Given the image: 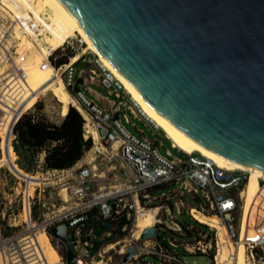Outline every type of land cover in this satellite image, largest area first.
<instances>
[{
	"label": "built area",
	"instance_id": "obj_1",
	"mask_svg": "<svg viewBox=\"0 0 264 264\" xmlns=\"http://www.w3.org/2000/svg\"><path fill=\"white\" fill-rule=\"evenodd\" d=\"M3 2L11 7L2 11ZM19 5L18 1L14 3L12 0H0V144L6 150H12L15 122L22 114L31 113L34 107V104L27 110L21 107L28 94L25 85L28 51H19V37L29 41L38 39V30H42V25L31 14L24 13ZM11 8L17 14L12 13L9 10ZM39 18L49 23L41 16ZM13 27L16 28L18 37H15ZM69 41L66 40L58 49L69 45ZM77 44L82 48L80 39ZM53 54L54 51L47 48L42 53L37 68L40 71L50 68L53 79L58 78L68 94V105L76 111V106L79 107L80 112H77L83 121L82 139L90 140V146L75 164L63 170L42 169L41 173L34 175L21 173L17 170L15 156L6 165L10 174L18 180L25 227L6 236L0 234V264H46L37 255V232L44 235L58 255L57 262L53 264H65L63 244L50 234V230L59 225H64L65 238L73 254L74 264H88L99 245L109 238L107 229L111 224H119L120 231L123 232L128 226L134 228L138 211L157 209L146 206L153 202L155 194L152 190L163 186L166 189L172 187L171 190L177 192L179 198H183V192L189 197L193 195L197 198V208L185 207L187 216L191 210H195L216 218L223 232L222 236L220 230L205 225L206 231H200L198 238L192 235V243H185L182 248L189 254L213 253L212 263L221 264L217 260V254L221 246L225 247L224 241L227 240L231 247L239 242L242 215L240 193L248 173L219 168L197 153H180L181 157L172 156L168 150L161 153L160 144L145 138L140 130H134L129 116L136 121L141 118L154 129L157 128L131 101L134 111L121 104L123 99L120 96V85L94 55L91 56L92 61H87L91 67L86 68L83 74L104 90L107 98L117 100L116 104L113 100L106 99L108 106L105 107L91 100L82 88L75 85L76 77H80L79 71L76 73L75 62L72 63L68 57L66 63L55 65ZM84 55L86 54H79L77 59L83 62ZM120 107L126 110L121 111ZM6 116L9 122L4 126L2 119ZM125 125H129L134 133ZM170 148L175 149L171 144ZM257 186L262 192L260 216L256 215L258 222L251 228L252 238L248 240L244 237L242 241L245 256L251 260L254 257L264 258V178L257 179ZM53 188H59L58 192L52 191ZM36 203L37 213L34 216L32 209ZM236 209L239 211L238 218L234 216ZM182 213L175 206L171 216L168 215L175 220L176 215ZM156 216L157 212L151 226L154 228L153 236L147 241H154L153 244L158 249L156 255L181 263L177 257L166 254L167 248L165 254L162 252L159 246L162 241L165 240L170 246L172 244L166 237L159 238L161 233L155 226L160 223L155 219ZM173 226L176 231L182 229L178 222ZM191 227L195 228L193 225L185 226L184 230L188 231ZM139 235L133 240L138 241ZM61 249L63 255L60 254ZM134 249L137 254L132 259L139 255L137 248ZM225 251V259L230 264L232 254ZM257 254L260 256L257 257Z\"/></svg>",
	"mask_w": 264,
	"mask_h": 264
},
{
	"label": "water",
	"instance_id": "obj_2",
	"mask_svg": "<svg viewBox=\"0 0 264 264\" xmlns=\"http://www.w3.org/2000/svg\"><path fill=\"white\" fill-rule=\"evenodd\" d=\"M57 1L157 114L203 148L264 171V0ZM64 230L50 234L74 264ZM136 254L129 246L121 263Z\"/></svg>",
	"mask_w": 264,
	"mask_h": 264
},
{
	"label": "rangeland",
	"instance_id": "obj_3",
	"mask_svg": "<svg viewBox=\"0 0 264 264\" xmlns=\"http://www.w3.org/2000/svg\"><path fill=\"white\" fill-rule=\"evenodd\" d=\"M30 3L35 7V4L33 1L30 0ZM44 19H48L49 16L47 14H44L42 12L39 13ZM79 38L75 36V38H72L69 41V45L64 46L61 49H58L54 52L53 56L55 58V62L60 58H68L73 57L76 54H80V50H83L84 45H82V48H80L77 44V40ZM81 42V40H80ZM82 43V42H81ZM86 46V45H85ZM86 48H88L86 46ZM86 55H84L83 62L80 61V65L75 66L76 73L79 71L78 74H80V77H76L75 85L80 86L82 88V83L84 81L82 79L87 80L86 74H83L86 71V68H90L91 65L87 61H92V53H90L88 50L85 52ZM78 60V59H77ZM32 68V67H31ZM33 69V68H32ZM35 74V77L32 79H29L25 81V85L28 88V94L25 96L26 101L23 102V105L25 106L26 110L30 108L31 105L34 104L33 110L30 114H33L34 116H44L47 115L49 117L55 118L58 122L60 121V117L62 118L67 111V108L70 106L60 107V104L58 103V100L56 99L55 95L60 96L64 98V96L53 93L47 89H45L42 86V79H47L44 74L39 72L38 70ZM89 81V80H88ZM56 83H60L56 82ZM94 83V82H93ZM92 90L98 91L102 96H106V92L102 89H97L95 87H91ZM47 90V91H44ZM44 91V92H43ZM43 92V93H42ZM42 93V95H40ZM55 94V95H54ZM65 95V94H64ZM122 96L121 104H124L125 108L127 106L131 107V100L127 96V94L122 91L120 94ZM107 97V96H106ZM114 101V104L117 103V100H114L112 98H107ZM131 101V102H130ZM37 105H41V110L38 111L36 109ZM72 108V107H71ZM124 107H120V110L123 111ZM132 111L134 109L131 107ZM75 110V109H74ZM126 110V109H124ZM76 111V110H75ZM77 112V111H76ZM128 114V111H126ZM79 114V113H78ZM138 117V115H137ZM139 118V117H138ZM141 120V118H139ZM130 123L133 124L134 130H140L145 138H147L150 141L157 142L159 145V149L161 153L164 152V150H168L172 156L175 157H181V154H179L177 151H174L169 148L170 144L172 143L176 146V144L173 142V140L169 137L168 134H165L161 131V129H156L153 131V135L149 134V132L141 126L140 123H137L134 119L129 116ZM8 117H5L2 120L3 125L5 126L8 123ZM57 122V123H58ZM144 124V123H143ZM146 124V123H145ZM125 127L133 132V130L130 128L129 125H125ZM3 129V127L1 128ZM82 130V128H81ZM138 132V131H137ZM134 133V132H133ZM140 134V133H139ZM167 139L168 142L165 140ZM172 142V143H171ZM175 149H177L175 147ZM178 150V149H177ZM179 151V150H178ZM181 152V151H180ZM185 154V153H184ZM15 156V155H14ZM12 154L9 152H4L1 157L0 153V234L2 236H6L10 233L19 232L22 229H24L25 224L23 222V216L21 214V205H20V194H19V185L18 180L14 178L10 172L7 170L6 162L8 161V158L13 159ZM16 157V156H15ZM15 164L17 166V169L21 173H27L30 175H34L35 173H41L42 170V161L40 162L39 156L37 159L36 164L34 167L27 171L26 169H22L18 165V161H15ZM21 170V171H20ZM172 187L165 188V186L156 188L155 190H152V192L155 194L153 197V202L149 204L146 207H154L157 208V216L156 220H159V225H156L155 227L158 228L157 231L160 232V236L166 237L167 240L172 244L169 245V249L167 253L165 252V247L163 245L159 244L162 252L164 254H170L174 257H177V260L181 263H177L175 261H170L169 259H166L165 257H160L156 255L158 249L155 247L153 243L150 241H134L131 238V235L134 233V228L132 226H128L127 229L123 232L120 231L119 224H111L110 227L107 229V232L110 234L109 238H107L104 242H102L98 249L93 253V257L90 260L88 264H122L121 258L123 254L126 252V250L129 248V246H134L139 251V255L134 257L133 259H129L125 264H213L211 255L213 253H207V254H198V253H187L182 248V245L185 243L191 244L192 243V235L198 238V233L201 231L199 228H189L188 231L181 229L180 231H176L173 224H177L178 220H185L186 214H185V207L191 206L194 208H197L195 205H192L191 200H195L198 204L197 198H195L193 195H190V197L183 192V198H179V195L177 192H174L171 190ZM58 192L59 188H53L52 191ZM199 196V194H197ZM234 196V194H232ZM236 202L238 205H240V202L236 199ZM175 206H178L180 208V211H182V215H176L175 220L171 219V212L175 209ZM261 206H255L251 210L250 215V221L255 220L253 213H257L260 211ZM153 209V208H152ZM37 203L34 205L32 209V214L35 216L37 213ZM168 212V213H167ZM190 215H188L192 220H194L196 223H201L205 225L211 224L213 221L207 220L206 218L208 216H205L201 214L200 212H197L195 210H191ZM170 216H169V215ZM239 211L236 209V212L234 214L235 218H238ZM210 219H212V216H209ZM190 223V222H188ZM134 224V223H133ZM192 224V223H190ZM15 225V227H14ZM193 225V224H192ZM152 226V225H151ZM209 226V225H208ZM210 227V226H209ZM249 228V225H248ZM206 231V230H204ZM201 231V232H204ZM249 231V229H248ZM247 231V239L250 237V232ZM132 233V234H131ZM173 235L174 239L169 238L170 234ZM36 238L46 256L48 259V256L46 254L47 250V239L44 237L42 233H36ZM129 242V244H128ZM127 246V247H126ZM125 250V251H124ZM117 251V252H116ZM232 255L235 254V248L232 250H227ZM63 250H60V254L63 255ZM124 252V253H123ZM226 251L222 247L219 248L218 254H217V260L221 264H227L226 258ZM260 255L257 254V257ZM248 262H251L252 264H264V258L257 259L254 257V260H251L248 256L246 258ZM49 261V259H48ZM231 262V261H230ZM50 263V261H49ZM229 264V263H228ZM232 264V263H231Z\"/></svg>",
	"mask_w": 264,
	"mask_h": 264
},
{
	"label": "bare ground",
	"instance_id": "obj_4",
	"mask_svg": "<svg viewBox=\"0 0 264 264\" xmlns=\"http://www.w3.org/2000/svg\"><path fill=\"white\" fill-rule=\"evenodd\" d=\"M17 1L23 7V10L27 14H31L35 19V21L42 25V30L40 31L43 32L48 38H50L54 42V44L61 46L62 44H64L66 40H71L72 38H75V36L78 37L81 40L82 44L84 45L83 50H80V54H84L86 50L92 53V55H94V57L97 59L99 64L105 70H107L113 76V78L118 82V84L121 87V90L127 94L129 99L137 107L139 112L147 120H149L157 129L159 128L163 133L165 134L167 133L169 135V137L176 144L175 146L171 142L174 148L176 147L179 151L185 154L197 153L199 154V156L205 158L206 160H208L209 162H211L212 164H214L219 168H223L226 170H241L248 173V177L245 182L244 188L240 193L242 199V215H241V225L239 230V242L234 247H231L230 243L227 240H225L224 241L225 247L224 245L221 247L225 250H232L233 248H235V254L233 255V259H231L230 264L231 263L252 264L251 262H248V260L246 259L242 241L244 240L245 234L247 237L251 210L255 206H261L262 192L260 188L257 186V179L264 178V171L255 168L244 167L235 162L227 160L210 150L203 148L193 140L187 138L182 132H180L177 128L171 125L161 115L157 114L151 107H149V105H147L144 102V100L140 97V95L137 93L135 88H133V86H131V84L125 78L119 75L112 67V65L97 52V50L93 47L92 43L89 41L87 36L84 34V32L77 24L76 20L69 14L66 8L63 5H61L57 0H31L34 2L35 7L30 3V0H21V1L17 0ZM8 6H9L8 4L4 3L3 7H1V10L5 11ZM9 10H11L12 13L17 14L12 9ZM40 12L47 14L49 16L48 19H45L46 21L49 22L48 24L39 18V16H41L39 14ZM12 30L14 31L16 37V31H17L16 28L13 27ZM30 42L31 44L27 45L26 47L27 48L26 51L28 52L31 49L37 48V45L35 44L33 39ZM85 45L88 48H86ZM78 55L79 54H76L75 56L71 57L70 61L72 63L76 62ZM27 68L28 69L26 71V79L29 80L34 78L37 71H35L28 65ZM41 83L45 89L53 93L62 95L64 96L65 99L69 100L68 94L64 90L61 81L60 83H56L53 80L42 79ZM24 101H26V99ZM3 131L4 129H1V132ZM0 147H1V157L5 151L9 152V149L6 150L5 146L2 143L0 144ZM11 152L13 151L11 150ZM11 162H12L11 159L8 158L6 165H8ZM62 197L65 198L64 193H62ZM138 212L139 213L134 226V233L133 235H131L132 240L133 239L136 240L138 238V235L142 232V230L152 225L153 216L157 212V209H152L150 211H138ZM206 219L213 221L211 224L209 223L208 225L212 229L220 230L222 236L223 232L220 226L218 225L216 218L212 216V219H210V217L208 216ZM251 238L252 235L251 237L248 238V240ZM35 240L38 244L36 251L39 259L41 261L45 260L46 264L56 263L58 260V255L48 244V241H47L46 254L48 256L50 263L46 258L37 238H35Z\"/></svg>",
	"mask_w": 264,
	"mask_h": 264
},
{
	"label": "trees",
	"instance_id": "obj_5",
	"mask_svg": "<svg viewBox=\"0 0 264 264\" xmlns=\"http://www.w3.org/2000/svg\"><path fill=\"white\" fill-rule=\"evenodd\" d=\"M12 1L15 3V1L17 0ZM19 6L23 10V7L21 5ZM9 7L11 6L9 5ZM23 12L26 13L24 10ZM38 34L40 35V38L33 39V41L37 45V48L29 50L27 55V65L32 67L34 70H38L39 72L44 74L47 79L59 82L58 78L53 79V77L51 76L50 68L45 71H40L37 68V64L41 60L40 58L42 53L46 51L47 48L50 51L55 52L60 46L54 44V42L43 32L38 30ZM16 37H18L17 31ZM30 44L31 42L29 40H24L19 37V51H21L22 49L26 50L27 45ZM66 61L67 58H60L55 62V65L64 64L66 63ZM77 65H80L79 60L75 62V66ZM78 88L80 87L78 86ZM42 93L40 95H42ZM55 97L58 100L60 107L69 106V100L57 95H55ZM36 109L40 111L42 109L41 105H37ZM76 109L80 112L79 107L76 106ZM82 123L83 121L81 119V116L71 107L67 108L66 114L60 119L58 123L49 122L44 116H34L30 113L22 114L14 124L13 133L15 137L12 141L13 152H11V150L9 151L12 156H16L18 165L22 169H26L27 171L31 170L34 167L37 162L38 156L41 154L43 155V170L67 169L75 164L82 156V153L90 146V140L84 141L82 139ZM165 140L168 142L167 139ZM172 150L177 151L179 154L182 153L177 149ZM191 203L192 205H195L197 207V203L195 200L192 199ZM256 215L260 216V211H258L256 214L253 213L255 220H251L249 224L250 234L251 228L258 222ZM177 222L183 230L186 226V223L188 222L192 223L193 226L199 228L201 231L206 230L207 226H204V224L201 223H196L189 216H186L185 220H178ZM161 237L163 236H159V238ZM169 238L174 239L172 234L169 235ZM162 245L168 250L171 249L169 248V245L166 241H162Z\"/></svg>",
	"mask_w": 264,
	"mask_h": 264
},
{
	"label": "crops",
	"instance_id": "obj_6",
	"mask_svg": "<svg viewBox=\"0 0 264 264\" xmlns=\"http://www.w3.org/2000/svg\"><path fill=\"white\" fill-rule=\"evenodd\" d=\"M92 80H89L88 79L84 80V83H82V89L84 90L85 94L91 99L93 100L94 102H97L98 104L100 105H103L105 107L108 106L107 102H106V99L107 97L106 96H102V94H100L98 91H94L91 89V87H95L97 89H99V87L96 86V83ZM80 87V86H79ZM21 107H23L24 110H26L25 106L22 104ZM45 118L49 121V122H52V123H57L58 121L55 119V118H52V117H49L47 115H45ZM61 119V117H60ZM136 121V120H135ZM137 123H140L141 126L143 128H145L149 134L153 135V131L156 130L154 129L150 124L144 122L143 120H140V121H136ZM144 123V124H143ZM146 123V124H145ZM145 125V126H144ZM42 157L43 155H39V160L40 162L42 161ZM183 221V219H182ZM192 224L190 223H186V226H191ZM165 242V240H164Z\"/></svg>",
	"mask_w": 264,
	"mask_h": 264
}]
</instances>
